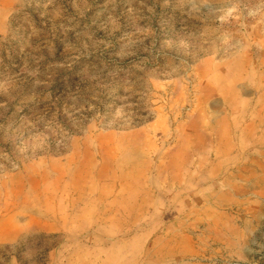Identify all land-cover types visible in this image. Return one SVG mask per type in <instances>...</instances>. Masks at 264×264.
<instances>
[{"label": "rangeland", "instance_id": "obj_1", "mask_svg": "<svg viewBox=\"0 0 264 264\" xmlns=\"http://www.w3.org/2000/svg\"><path fill=\"white\" fill-rule=\"evenodd\" d=\"M0 264H264V0H0Z\"/></svg>", "mask_w": 264, "mask_h": 264}]
</instances>
